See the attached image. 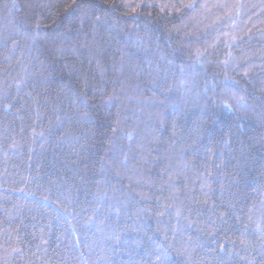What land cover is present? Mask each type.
<instances>
[{"label": "trees", "instance_id": "obj_1", "mask_svg": "<svg viewBox=\"0 0 264 264\" xmlns=\"http://www.w3.org/2000/svg\"><path fill=\"white\" fill-rule=\"evenodd\" d=\"M0 264H264V0H0Z\"/></svg>", "mask_w": 264, "mask_h": 264}, {"label": "snow or ice", "instance_id": "obj_2", "mask_svg": "<svg viewBox=\"0 0 264 264\" xmlns=\"http://www.w3.org/2000/svg\"><path fill=\"white\" fill-rule=\"evenodd\" d=\"M189 7H192V5H189Z\"/></svg>", "mask_w": 264, "mask_h": 264}]
</instances>
